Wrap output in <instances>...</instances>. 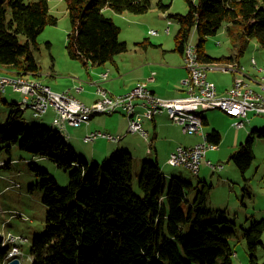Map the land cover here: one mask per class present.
<instances>
[{"label": "trees", "instance_id": "16d2710c", "mask_svg": "<svg viewBox=\"0 0 264 264\" xmlns=\"http://www.w3.org/2000/svg\"><path fill=\"white\" fill-rule=\"evenodd\" d=\"M66 1L71 24L67 49L71 58L85 66L114 62L117 54L128 49V43L120 40L121 27L105 14L106 7L140 14L152 6V0ZM186 1L189 8L185 14H167L179 23L175 35L179 52H184L195 27L199 37L196 47L203 62L234 60L215 58L204 50L208 37L216 35L224 24L230 40L239 44L238 57L252 39L264 47V0ZM158 6L164 11L170 7L163 0ZM57 24L49 0H0V68L16 75L39 72L32 46L38 48V36L46 26ZM24 113L17 103L12 104L0 128V151L11 152L18 144L32 157H47L58 168L70 171L67 185L61 188L45 169L30 161L47 208L44 231L32 241L31 264H232L228 239L237 228L244 231L248 264H260L257 249L262 244L264 217L244 228L217 209L218 218L207 220L212 212L207 207L210 185L173 177L166 187L157 160L142 162L137 192L134 158L129 151L119 149L102 163L91 164L80 158L57 130L43 125L27 130ZM254 136L264 137V130L250 133L230 157L243 177L255 158ZM207 140L219 144L220 132L212 130ZM192 192L191 200L188 195ZM184 202L189 204L187 211ZM3 240L0 236V264H7L9 246Z\"/></svg>", "mask_w": 264, "mask_h": 264}, {"label": "rangeland", "instance_id": "374dc122", "mask_svg": "<svg viewBox=\"0 0 264 264\" xmlns=\"http://www.w3.org/2000/svg\"><path fill=\"white\" fill-rule=\"evenodd\" d=\"M29 1L33 0H26V2ZM158 1L159 0H152L151 8L145 13L136 14L132 12H125V14H120V17L114 15L113 20L121 27L120 40L128 42V52L137 49L135 45L136 41H142L145 37H148L147 35L149 34L147 33L149 29L153 28L163 32L168 23H170L172 26V33L170 35L161 33L158 36L168 37L165 45L167 47L173 45L175 48V35L179 30V23L172 18L165 19L160 16V11L162 9L158 6ZM163 2L170 5L169 9L167 10L168 14H185L189 8L186 0H163ZM49 4L50 12L58 17V24L46 26L43 32L38 36V48L32 46L33 54L40 65L39 70L41 72L42 80L46 75L54 72L53 70L56 71L55 75H58L59 73L60 75L65 76L73 70L82 71L83 67L85 69L83 62H81L79 59L71 58L67 49V35L69 34V30L71 28L67 1L49 0ZM106 15L110 16L111 12H107ZM150 37L156 39L155 37L157 36L150 35ZM21 39L22 42L25 41L24 37ZM198 39V33L194 27L191 31L189 43L196 45ZM204 50L213 57L232 55L235 58H238L239 44L230 40L227 25L224 24L218 30L216 35L208 37ZM253 56L257 58L259 62L260 57L264 58V47L255 39L250 41L248 48L239 57V59L246 63L248 60L254 58ZM216 73H219L220 76H225L224 74H221L223 72L212 71L210 72L211 80L212 77L216 75ZM26 76L30 77L31 75L27 74ZM260 76H262V72ZM95 86L97 92L98 85ZM84 94L87 97H93L94 92H91L89 89H87L83 92V95ZM22 98L23 94L16 88L14 89L12 87H8L6 92H0V128H3L5 125V122L12 109V104H19ZM52 112H54V110L49 109L42 116L35 117L31 109L26 110L24 113L26 129L29 130L35 125H43L62 132V127L60 125H55L52 123L55 117ZM208 117L210 123L211 119L214 118V122L221 126L222 139L225 140L223 146H233L235 151L238 150L241 143H245L248 140L253 128L264 130V115H255L250 113V123L246 125V129H239L236 127L234 123H232L235 121V119L233 117L231 118V116L228 114L227 117L224 116L220 112V109H210V111H208ZM108 118L118 119L116 122H113V120H108ZM123 119L124 116L120 113H115L112 115L98 114L95 115L91 121L93 125H95V130L110 131L102 125L109 124L113 126L115 123H122ZM91 121H89V123ZM89 123H82V127L80 128H73L69 126V134H71L73 129H76L79 136L83 138V125H87ZM209 126L210 124L205 125V128L203 127V129L207 130L209 128L211 130L212 127ZM174 128L176 127L174 126ZM64 130L66 131V127ZM176 130L178 134V141L184 137H192L189 135H195L188 133H186L188 135H184L181 134L178 129ZM111 132L115 133L114 131ZM205 141L216 145V143L209 142L207 139H205ZM79 142L87 150L89 155L94 150H96V152L100 155V153H102L107 147L108 142L111 141H108L105 138H99L96 142H84L82 139H79ZM221 143L219 144L218 149L217 145L215 148L216 150L209 149V152L206 155V160L210 158L213 161H219L216 157L217 154L220 158H223L226 156V153L232 150L230 147L222 148ZM154 144L159 146L160 143L155 140ZM177 144H179L177 141L171 142V146H178ZM158 148L160 152L159 155L161 157L166 155L168 151L166 135L162 138V144ZM253 148L255 152V158L245 175L246 178H249L248 180L243 177V174L241 173L237 164H235L233 161L228 162V157L220 160L224 163V169L222 170L216 164H208V167L207 165H203L201 162L202 166L200 165L198 174L193 173L187 167L172 165L169 162V158L173 150L168 153V164H163L162 161L161 163L163 164V168L166 170L165 172L172 171L171 174L173 176H178L179 178L192 182L194 185H198L200 181H205L208 183V185H210L207 197V207L210 208L212 212L210 216L206 218L207 220L213 221L217 219L218 215L216 211L219 209L217 207L222 206L224 207V210L221 209L220 211H224L225 216L228 219L235 221L240 227L245 225L244 227L247 228L249 224L256 220L254 219V221L250 222L251 219L258 218L259 220L261 219L259 217L264 214V137L255 136L253 140ZM148 150L151 151L152 149L148 146ZM111 155L112 154L109 156ZM100 156V159L94 163H102L107 157L102 155ZM0 158H4L6 160L4 162L6 165H0V236L6 239V234L12 233L20 238H26L27 241L20 245L21 254L17 258H20L22 262L21 264H31L32 241L34 237L42 234L44 231L47 208L42 200L43 190L38 184L39 177L31 170L30 161L33 159L36 166L45 169L50 176L56 179L58 186L61 188L67 185L70 171H65L58 168L57 165L47 157H32L28 152L21 150L18 144L12 146L11 152L2 149L0 151ZM153 160H156L155 156ZM133 164L138 166V163L136 162H133ZM229 164L230 166H227ZM140 171L141 167H137V170L134 168L135 175L133 186L137 192L139 191L138 175L140 174ZM173 176L165 173L164 177L166 187L169 185ZM227 176L231 180L230 185H232V187H229V184H226V182L222 179L223 177ZM194 195L195 193L192 192L188 196L192 200ZM182 207L187 211L189 204L184 202L182 203ZM228 241L232 247V264H248V248L243 236V231L237 228L235 234L231 236ZM8 246L7 260L10 261L16 256L9 257V253L13 251V246ZM257 256L260 264H264V233L262 236V244H260L257 249Z\"/></svg>", "mask_w": 264, "mask_h": 264}, {"label": "crops", "instance_id": "0c3cea01", "mask_svg": "<svg viewBox=\"0 0 264 264\" xmlns=\"http://www.w3.org/2000/svg\"><path fill=\"white\" fill-rule=\"evenodd\" d=\"M104 12L105 14L107 12H111V15L109 17H111L112 19H114V15L117 17H120V14H125V13H118L110 7H106L104 9ZM167 14H168L167 10L160 11V16H162V18L169 19L167 17ZM168 27H169V32L166 31ZM152 29L153 28L148 30V33H147L149 34L147 35L148 37H145L142 41L135 42L137 49L128 52L129 50V45H128L127 51L116 55L114 62H107L103 65L93 64L89 62L87 66H85V69L83 67L82 71L73 70L65 76H62L59 73L58 75L57 74L55 75L56 71L53 70L54 72L46 75L43 80L41 78L40 70L37 73H28L32 77L31 76L28 77L26 75L25 76L28 78L38 79L42 81L44 84L50 86L53 90L58 91V92L69 90L77 98H79L80 100L84 101L87 104H93L101 98V96L98 94V92H96V89H95L96 87L95 85L97 84L100 85L103 89H105L109 96L126 94L127 92L132 90L139 82H146L148 87L156 95L162 98H175V97L182 96L184 94L182 80L188 75V70L184 65L183 53L176 50V46L174 48L173 45H170L168 47L165 45V43L168 40V37L158 36L161 33L170 35L172 33V26L170 23H168V25L165 27L163 32L155 29L157 31L156 34L151 33ZM150 35L157 36V37H155L156 39H153V37H150ZM144 41H147V44H146L147 46L141 45V43ZM138 44L141 46H139ZM207 54L210 55L208 52ZM222 56L234 57L232 55L230 56L222 55ZM215 58H218V57H215ZM255 59L257 61V66L252 65L251 59L245 63L241 59H239V57L229 62V63H232V62L237 63L241 67H244V70L239 69L238 71H232V70L222 71V70L210 67L207 70L208 80L211 81L216 86L218 94H225V92L232 85L235 77L240 76V75H243L256 88H258V83L262 77L260 76L261 71L259 69L264 68V58L260 57L259 58L260 62L258 61L257 58ZM220 63H225V62H220ZM212 71L223 72L221 74H224L225 76H220L219 73H216L214 77L211 76L212 77V80H211L210 72ZM103 72H107L106 77H102L100 75ZM153 73H154V79H150L153 76ZM0 74L13 75L12 72L4 68H0ZM77 86L82 87V89L77 90L76 88ZM87 89H89L91 92H94L93 97H87L85 94L83 95V92ZM212 110H215V109H212ZM208 111L210 110L201 111L200 114L204 121L203 127L205 128V125L210 124L209 127H212V129L210 130L209 128L208 129L206 128L207 130H205L202 127V130L200 133H197L195 135H189L192 137H184L180 141H178V134H177L176 129H178L179 132H181V134H184V135H188V134L184 133L182 127L180 129L179 125L172 123V121L170 120L167 114H161V115L156 116L153 119L146 120L144 123V128L148 132V135L150 138V142L148 145V141H145L142 136H140L137 133H132L129 131L128 115H126L125 111L122 109H119L116 112L112 113V114H115V113L122 114L124 116L122 123H118V124L115 123L113 126L109 124L102 125L103 127H106V129L110 131L95 130L94 128L95 125H93L91 121L89 124L83 125L84 126L83 138L79 136L76 129H73L71 134H69V130H68L69 126H64L62 128V132H59V131L58 132L63 135H66L67 136L66 140H68V142L74 147L78 156L88 161L89 163H94L98 161V159H100L101 157L100 155L108 157L110 154H113L116 150L124 149V150L129 151L134 157V162L138 163V166L134 165L135 170H137V167L138 168L141 167V163L144 160L146 159L153 160L155 156L156 160L161 166L162 173L164 175L165 173H168L169 175L173 176L171 174L172 171L165 172L166 170L162 166L163 164H168L167 163L168 153L176 147V146L175 147L171 146L172 141L179 142V144L177 145L193 146L202 141H205V139H207V135L212 130H217L221 134L222 128L219 124L214 122L215 121L214 118L211 119V123H210V120L208 117ZM220 112L224 116L227 117V114L225 115L223 111L220 110ZM52 114L55 115L54 112H52ZM112 114H108V115H112ZM109 119L113 120V122H116L118 118H108V120ZM52 123L54 124V120ZM232 123H234V121ZM174 126L176 128H174ZM65 127H66V131L64 130ZM70 127H73V126H70ZM80 127L82 126L73 127V128H80ZM53 128H54V125H53ZM254 130L256 131L260 129L253 128V131ZM93 131H102L103 133L111 134L115 138V140H110L108 138L101 137L111 142H108L107 147L104 149L102 153H100V155L96 152V150L92 151L89 155L87 150L79 142V139H82L85 142L84 140L85 135ZM111 131H114L115 133H112ZM165 135H166V140L168 142V148H167L168 151L166 155H163L161 157L159 155L160 152H159L158 147L161 146L162 138L165 137ZM97 139H95L94 141L96 142ZM155 140L160 143L159 146H157V144H154ZM221 141L220 143H221L222 148L230 147L232 150L226 153V156H224L223 158H220L219 155L217 154L216 157L219 161H216V160L213 161L210 158L206 160V155L209 152L208 150L206 152L205 159L203 158L202 160L203 165L208 166L209 161L213 163L219 162V163L224 164L220 160L225 159L226 157H228V162L232 161L230 160V157H231V154L235 151L234 150L235 148L229 145L223 146V143L225 142V140L222 139V134H221ZM219 144H216L218 146L217 149L219 148ZM148 146L152 149L151 151L148 150ZM5 161L6 160L4 158H0V162H5ZM161 161L163 162V164L161 163ZM227 166H230V164ZM173 177H178V176H173ZM222 179L226 182V184H229V187H232V185H230L231 180L230 178H228V176L223 177ZM202 182H205V181H202ZM236 194L239 195L238 193ZM217 208H219L218 210H221V209L224 210V207L222 206H218ZM262 217H264V214L259 218H262ZM254 219L257 220L258 218H253L250 220V222L254 221Z\"/></svg>", "mask_w": 264, "mask_h": 264}, {"label": "built area", "instance_id": "2783aa9c", "mask_svg": "<svg viewBox=\"0 0 264 264\" xmlns=\"http://www.w3.org/2000/svg\"><path fill=\"white\" fill-rule=\"evenodd\" d=\"M151 33L156 34L157 31L152 29ZM190 47L191 43L185 46L184 65L188 70V75L182 80L184 94L175 98H162L156 95L146 82H139L126 94L116 96H109L107 91L97 84V92L101 98L89 105L69 90L55 91L40 80L37 82L21 81V79L19 81H4L0 77L1 92L7 91L8 87L18 89L23 94L22 100H29V106L36 114H42V112L53 109L55 112L54 122L63 123L64 126L79 127L82 123H89V121H79V113L82 112L95 111V115L112 114L122 109L128 115L129 131L139 134L148 143L150 138L144 128V123L146 120L153 119L161 114H167L170 120L182 127L185 133L197 134L201 132L204 121L200 113L194 115V118H184L180 115H170V107L190 108L191 105L196 103H207L208 99L225 101L226 105L231 106V113L226 114L235 119L234 125L240 129L245 128L250 122V113L255 115L264 114V94L252 93L253 84L243 75L242 80L234 79L225 94H218L216 86L208 80V77H204V70L200 69L199 61L190 58ZM239 69L244 70V67L237 64V68H230V63H227L226 71H238ZM101 76L106 77L107 73ZM150 79H154V73ZM258 85H262V79H260ZM76 88L77 90L82 89L78 86ZM138 106L148 108V116L137 115ZM101 137L115 140L111 134L102 131L90 132L87 136L85 135L84 140L90 142ZM216 147V145L206 141L194 146L178 145L171 152L169 162L173 165H176V163L186 164L199 173L200 164L206 152ZM211 163L216 164L220 169L222 168L219 163L208 162L209 165ZM10 238L15 239L16 243H23L22 239L12 234H10ZM11 252H21V250Z\"/></svg>", "mask_w": 264, "mask_h": 264}, {"label": "bare ground", "instance_id": "6f19581e", "mask_svg": "<svg viewBox=\"0 0 264 264\" xmlns=\"http://www.w3.org/2000/svg\"><path fill=\"white\" fill-rule=\"evenodd\" d=\"M167 32H169V27L167 29ZM185 55H186V48H184L183 60H185ZM190 58L193 59L194 61H199L200 69L204 70V77H208L207 70L210 67L216 68V69H219L222 71H226V67H227L226 62L225 63H216L215 62V63H208V64L203 62L200 58L198 49H197L196 45H194V44H191V47H190ZM251 62H252L253 66H257V61L255 58H252ZM230 68H237V63H235V62L230 63ZM259 70L262 72V77H261L262 85H258V88H256L254 85H252V93L264 94V68L259 69ZM106 73L107 72H103L100 75H103ZM0 77H2V80H4V81H19L20 79H21V81H27V82L39 81L38 79L28 78L24 74H22V75H18V74L17 75L16 74L15 75L14 74L13 75H3V74H0ZM235 80H242V75L235 77ZM259 83H260V81H259ZM0 92H1V84H0ZM2 92H6V91H2ZM18 105H19V108L23 112H25L28 109H31L33 111L35 117L42 116L43 114L46 113V112H42V114H36L35 111L31 108V106H29V100H20ZM209 108L220 109V110L224 111L225 113H231V106L226 105L225 101H221L218 99H208L207 103H196V104L191 105L190 108L181 109V107H170V115H180V117H184V118H194V115L199 114L201 111L209 110ZM137 115L148 116V108H146L145 106H138ZM94 116H95V111L82 112V113H79V121H90V120H92V118ZM54 124L60 125L62 128L64 127V124L60 123V122H54ZM61 135L64 139L67 138L66 135H63V134H61ZM3 164L6 165L4 162H0V165H3ZM219 164L222 166V168H221V170H222L224 168V165L222 163H219ZM175 166L187 167L193 173L198 174L196 169H194L193 167H189L186 164L176 163ZM238 229L243 231L242 228H238ZM10 234H12V233L6 234V237H7L6 239L3 237L4 238L3 244L4 245H12L13 250H20L21 243H16L15 239L10 238ZM12 235H14V234H12ZM14 236H16V235H14ZM243 236H244V231H243ZM16 237H18V236H16ZM18 238H20V237H18ZM20 239H22L23 242H25L27 240L26 238H20ZM20 253L21 252H10L9 257L19 255Z\"/></svg>", "mask_w": 264, "mask_h": 264}, {"label": "water", "instance_id": "95a60500", "mask_svg": "<svg viewBox=\"0 0 264 264\" xmlns=\"http://www.w3.org/2000/svg\"><path fill=\"white\" fill-rule=\"evenodd\" d=\"M8 264H21V260H20V258H15V259L9 261Z\"/></svg>", "mask_w": 264, "mask_h": 264}]
</instances>
